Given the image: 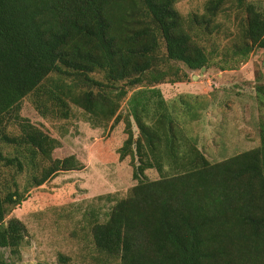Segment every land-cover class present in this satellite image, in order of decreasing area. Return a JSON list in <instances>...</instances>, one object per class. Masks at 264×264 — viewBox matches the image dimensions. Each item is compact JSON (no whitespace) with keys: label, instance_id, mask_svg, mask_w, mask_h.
I'll return each mask as SVG.
<instances>
[{"label":"trees","instance_id":"trees-1","mask_svg":"<svg viewBox=\"0 0 264 264\" xmlns=\"http://www.w3.org/2000/svg\"><path fill=\"white\" fill-rule=\"evenodd\" d=\"M231 2L243 15L242 42L220 61L225 72L264 51V9L254 0H210L189 23L176 0H0V251L19 256L27 237L22 221L6 220L22 198L19 177L37 188L85 168L74 156L52 158L59 142L20 116L24 99L45 118L68 119L73 105L106 127L134 90L127 108L139 137L130 132L120 158L139 157L137 184L91 212L95 251L117 264H264V117L257 148L211 163L178 132L158 88L186 80L173 63L218 66L210 38ZM253 93L264 107V85Z\"/></svg>","mask_w":264,"mask_h":264},{"label":"rangeland","instance_id":"rangeland-1","mask_svg":"<svg viewBox=\"0 0 264 264\" xmlns=\"http://www.w3.org/2000/svg\"><path fill=\"white\" fill-rule=\"evenodd\" d=\"M209 1L176 0L175 8L189 23L192 17L204 14ZM254 1L264 9V0ZM234 6V2L227 4L231 11L218 17L220 33L210 38V47L216 48L214 56H217L218 66L202 72L173 63L186 80L159 85L178 132L188 137L211 163L260 145L259 125L264 107L253 92L264 85V51H255L234 71L220 69L222 58L226 54L232 56L234 44L242 42L239 18L243 15L234 12ZM259 74L262 77L257 81ZM94 77L103 80L104 74L97 73ZM128 91L127 98L121 102L119 121L106 127L94 126L91 118L73 105L68 119L45 118L35 109L31 96L24 99L20 116L59 142L52 158L74 156L85 168L62 172L37 188L27 187L25 175L19 177L22 198L12 207L6 220L22 221L27 237L19 256L12 257L10 250L0 251V258L8 261L7 264H117L95 251L88 220L91 212L110 208L126 198L137 184L133 173L134 167L140 165L139 157L120 158V150L130 132L135 138L139 137L127 108L134 90ZM8 131L13 135L20 133L16 124ZM147 174L152 180L159 178L155 171ZM61 257L68 261L61 262Z\"/></svg>","mask_w":264,"mask_h":264},{"label":"water","instance_id":"water-1","mask_svg":"<svg viewBox=\"0 0 264 264\" xmlns=\"http://www.w3.org/2000/svg\"><path fill=\"white\" fill-rule=\"evenodd\" d=\"M206 70V68L204 67L203 69H202V72L203 71H205ZM198 77L197 76H194V79H197Z\"/></svg>","mask_w":264,"mask_h":264},{"label":"crops","instance_id":"crops-1","mask_svg":"<svg viewBox=\"0 0 264 264\" xmlns=\"http://www.w3.org/2000/svg\"><path fill=\"white\" fill-rule=\"evenodd\" d=\"M159 88V87H158ZM162 92V91H161ZM163 95V94H162ZM164 97V96H163Z\"/></svg>","mask_w":264,"mask_h":264}]
</instances>
